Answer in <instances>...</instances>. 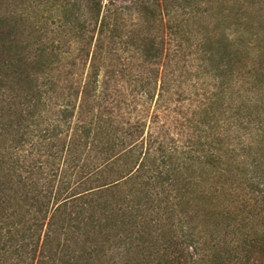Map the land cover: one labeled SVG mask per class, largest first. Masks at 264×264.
Returning <instances> with one entry per match:
<instances>
[{"label": "trees", "instance_id": "obj_1", "mask_svg": "<svg viewBox=\"0 0 264 264\" xmlns=\"http://www.w3.org/2000/svg\"><path fill=\"white\" fill-rule=\"evenodd\" d=\"M23 1L49 14L0 12V264H264V44L165 5L195 0Z\"/></svg>", "mask_w": 264, "mask_h": 264}, {"label": "rangeland", "instance_id": "obj_2", "mask_svg": "<svg viewBox=\"0 0 264 264\" xmlns=\"http://www.w3.org/2000/svg\"><path fill=\"white\" fill-rule=\"evenodd\" d=\"M41 1L48 2V0ZM103 1L104 4L108 2V0ZM154 1L150 0V3ZM195 2L193 3L195 7L189 5L184 11H182L179 3L172 4V1H165V5L169 8L173 7L176 13L188 12V16L194 15L196 10V21L198 17H202L204 14L208 21L213 22L212 27L220 36L229 34L230 38L235 40L238 45L264 44V0H195ZM26 3L23 0H0V12L7 11L11 13V11H17L18 13H25L22 11L28 9L29 14L34 18L33 20H43V14H49L48 12L43 13L45 12L44 8H30L31 4L26 5ZM196 23L199 24L198 21ZM261 104L262 127L264 128V87ZM261 141H263L262 149L264 153V136L261 137ZM261 219H264V215ZM202 222L206 223L205 218L201 219ZM219 222L218 218L215 217L212 223L213 228L218 227ZM255 223H249V228L253 227L252 225H255ZM247 250L249 249L247 248ZM190 252L192 251L190 250Z\"/></svg>", "mask_w": 264, "mask_h": 264}]
</instances>
